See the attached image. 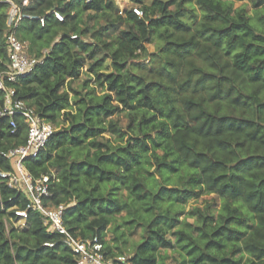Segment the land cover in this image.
Returning a JSON list of instances; mask_svg holds the SVG:
<instances>
[{
    "label": "trees",
    "instance_id": "trees-1",
    "mask_svg": "<svg viewBox=\"0 0 264 264\" xmlns=\"http://www.w3.org/2000/svg\"><path fill=\"white\" fill-rule=\"evenodd\" d=\"M133 1L142 16L118 14L113 0L24 7L45 18L16 30L41 61L10 85L56 128L25 164L53 177L48 202L65 205L75 235H98L114 264H264V0ZM9 7L0 0V74ZM14 118L13 132L11 117L0 116L3 170L12 165L1 152L27 138ZM0 194V264H77L37 211L7 230L27 197L5 181ZM204 194L219 207L187 209Z\"/></svg>",
    "mask_w": 264,
    "mask_h": 264
},
{
    "label": "built area",
    "instance_id": "built-area-1",
    "mask_svg": "<svg viewBox=\"0 0 264 264\" xmlns=\"http://www.w3.org/2000/svg\"><path fill=\"white\" fill-rule=\"evenodd\" d=\"M30 0H22L21 3L10 0L8 17L6 20L7 34L6 44L9 57L8 68L0 74V90L4 93L3 105L0 107V116H10V124L14 132L17 127L15 115H20L26 124L27 138L24 144L13 146L1 153L6 157L11 165V170L0 169V181L13 189L22 192L27 197L25 208H15L18 217L6 219V227L9 230V223L24 227L28 218L29 210L37 211L43 220L47 232L58 233L63 242L69 247L77 257V264H114V261L106 256L105 245L98 235L83 238L71 232L64 220L65 205H51L48 198L51 196V185L53 177L50 174L34 176L27 168L25 159L38 156L40 150L47 144L50 137L56 130L55 126L41 117L34 108L30 107L23 99L18 98L16 89L10 85L11 82L18 80L20 76L29 73L40 63L41 59L35 55H30L26 46L17 35V27L24 19H39L45 23L43 16L27 13L24 7ZM134 11L139 16L143 15L141 8L136 7ZM55 17L63 21L64 15L53 10ZM124 12H121L123 14ZM75 37V36H74ZM0 207L3 208V201L0 194ZM46 245L53 246V242H46ZM125 260V256L119 257Z\"/></svg>",
    "mask_w": 264,
    "mask_h": 264
},
{
    "label": "rangeland",
    "instance_id": "rangeland-1",
    "mask_svg": "<svg viewBox=\"0 0 264 264\" xmlns=\"http://www.w3.org/2000/svg\"><path fill=\"white\" fill-rule=\"evenodd\" d=\"M116 7H117V13L118 14H121V12H125L127 9H134L136 7H139L141 8L136 2H134L133 0H113ZM146 2H151L152 0H145ZM241 2H237V5H240ZM142 10V8H141ZM250 13H253V10L252 8H250ZM23 43L25 44V46H28V41H23ZM148 49L149 51H154L155 49V45L154 44H148ZM108 66V69H112V66L110 64V62L108 61L107 64ZM85 71V70H84ZM85 78V75H82L81 78H79L78 80H76L75 84L76 85H80L83 81V79ZM119 118L122 119L123 123H126L127 121V118L125 117V113L124 112H120L119 113ZM62 124H60L58 127H61ZM213 205L214 207L218 208L219 207V201H217L215 198H214V195L212 194H204V195H201V196H198V197H195V198H191L187 204V209H189L190 207L192 206H207V205ZM191 221H193L194 219L191 218L190 219ZM9 227H11V224L9 223ZM113 227L111 226L109 228V231H108V234H107V242L108 241H111L114 236H115V233H113ZM141 238V230L140 229H137L136 231H134V233H130L129 234V239H130V244H134L136 243L137 241H139ZM131 246V245H130ZM129 246V247H130ZM131 250L127 249V253L126 255H129Z\"/></svg>",
    "mask_w": 264,
    "mask_h": 264
}]
</instances>
